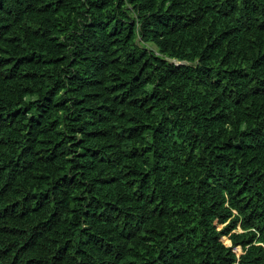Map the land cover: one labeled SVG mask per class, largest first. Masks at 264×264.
<instances>
[{"label": "trees", "instance_id": "1", "mask_svg": "<svg viewBox=\"0 0 264 264\" xmlns=\"http://www.w3.org/2000/svg\"><path fill=\"white\" fill-rule=\"evenodd\" d=\"M0 264H264V0H0Z\"/></svg>", "mask_w": 264, "mask_h": 264}, {"label": "rangeland", "instance_id": "2", "mask_svg": "<svg viewBox=\"0 0 264 264\" xmlns=\"http://www.w3.org/2000/svg\"><path fill=\"white\" fill-rule=\"evenodd\" d=\"M131 13H132V12H131ZM132 16H135V14L132 13ZM223 239H224V241L226 242V244H230V240H229L227 237H224ZM237 249L240 251V247H238Z\"/></svg>", "mask_w": 264, "mask_h": 264}]
</instances>
